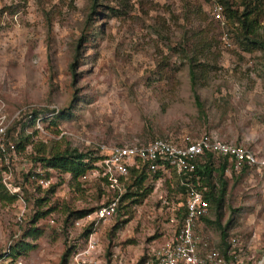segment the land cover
<instances>
[{
  "label": "rangeland",
  "instance_id": "rangeland-1",
  "mask_svg": "<svg viewBox=\"0 0 264 264\" xmlns=\"http://www.w3.org/2000/svg\"><path fill=\"white\" fill-rule=\"evenodd\" d=\"M225 1L229 9L220 0H0V264H59L89 239L88 264H139L179 225L187 190L175 171L148 173L143 191H130H151L120 202L124 177L113 212L99 218L116 196L99 159L72 180L37 160L51 151L100 158L103 144L208 134L264 159V0ZM225 176L224 242L235 237L240 258L258 262L264 166H229ZM204 216L198 227L221 248L215 207ZM21 241L26 251L10 254Z\"/></svg>",
  "mask_w": 264,
  "mask_h": 264
},
{
  "label": "built area",
  "instance_id": "built-area-1",
  "mask_svg": "<svg viewBox=\"0 0 264 264\" xmlns=\"http://www.w3.org/2000/svg\"><path fill=\"white\" fill-rule=\"evenodd\" d=\"M222 6L214 4V16L221 18ZM5 127L0 123V149L3 148ZM101 156L98 161L99 173L109 189L115 193V198L107 206L101 207L98 217H104L113 212L118 198L122 179L127 176L130 167H138L146 163L147 170L156 172L158 169L166 172L173 170L180 182L187 186L186 198L183 202L185 216L179 226H176L170 240L162 247L154 248L140 264H248L232 247L238 239L232 237L227 251L223 253L213 242L209 234L205 235L198 227L200 217L206 215L209 204L189 182V177L196 168L197 160L205 152H212L228 159L229 166L235 170L243 166H264L253 151L241 144L215 138L203 134L197 138L177 140L172 137H156L144 144H113L101 145ZM95 241L89 239L84 249L76 248L70 255L69 264H88L87 257L95 250ZM264 264V256L255 263Z\"/></svg>",
  "mask_w": 264,
  "mask_h": 264
},
{
  "label": "trees",
  "instance_id": "trees-1",
  "mask_svg": "<svg viewBox=\"0 0 264 264\" xmlns=\"http://www.w3.org/2000/svg\"><path fill=\"white\" fill-rule=\"evenodd\" d=\"M220 1L226 6V9H229L225 4L227 3L225 0H220ZM252 20H250L247 16L241 19V23L244 25H248V27L253 29L254 24L252 23L255 22V20L253 21ZM75 65H76L75 62L72 63L71 65L72 71H74ZM193 65L194 63H190V77L192 82H193V71H194ZM193 95L196 106L201 109L202 103L200 102L199 96L197 95L196 92H194ZM221 158L222 159H219L220 160L219 164L215 165L214 164L215 157L212 152H205L202 155H200V157L197 160L196 168L189 177V182L191 183L192 186H194V188H196L198 191L202 193L203 197L208 202L209 207L211 205L215 207V211H216L215 222L217 226L221 229V237H222V241H221L222 246L221 248L220 247L219 248L223 253H225L228 248V245L224 242L226 231L223 228L219 218L221 216V208L223 206L224 196L226 193L227 181H226L225 171L229 167V163L227 158L224 157ZM96 159L99 158L98 157L92 158L90 153L79 152L75 148L54 150L51 151L48 155L40 156L37 158V160H39L44 166L48 168L55 169L56 171L61 173H69L72 180H77L79 176H81L89 168H91L92 166L90 163ZM148 173H153V177L157 179L161 176L163 171L158 169L156 172H150L147 170L146 163H139L138 167L136 166L130 167L127 177L130 176L132 180L131 183L128 184L127 186L128 191L120 197L119 201L122 202L136 195L140 197H145L146 194L149 191H151L150 189L145 188L144 192L130 191V189L134 187L137 188L138 190L143 191L144 189L143 183L147 179ZM182 189L187 190V186L182 184ZM134 201H138V200H134ZM84 213L85 212L81 213L80 215H83ZM176 215L180 218V222H179L180 225L183 217L185 216V209L183 205H181L178 208V210L176 211ZM201 218L206 219L205 216L200 217V219ZM15 247L12 249L10 254L12 253H15L17 255L21 254L23 253V251H26V249L29 246L28 244L21 241L18 242ZM71 250L72 247L66 248L64 250V252L61 255L59 264H68V258L70 256ZM142 260L139 262V264L142 262Z\"/></svg>",
  "mask_w": 264,
  "mask_h": 264
}]
</instances>
